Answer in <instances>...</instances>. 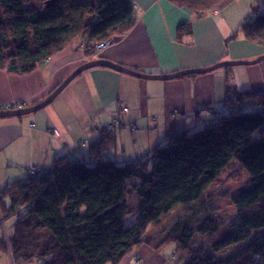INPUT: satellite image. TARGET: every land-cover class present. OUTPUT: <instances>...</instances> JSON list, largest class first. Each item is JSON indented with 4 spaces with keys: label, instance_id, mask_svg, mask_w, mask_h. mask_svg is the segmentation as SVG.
Wrapping results in <instances>:
<instances>
[{
    "label": "trees",
    "instance_id": "16d2710c",
    "mask_svg": "<svg viewBox=\"0 0 264 264\" xmlns=\"http://www.w3.org/2000/svg\"><path fill=\"white\" fill-rule=\"evenodd\" d=\"M171 1L202 15L237 0ZM261 3L251 7L240 30L248 43L264 48ZM134 12L131 0H0V70L30 74L75 43L91 57L95 45L131 31ZM186 32V26L179 28V34ZM231 89L227 114L214 113L200 131L169 137L143 159L121 165L104 159L115 145L104 129L89 146L94 166L63 157L8 184L0 193V200L9 199L2 217L15 221L8 246L4 239L1 247L13 264H120L148 245L149 227L178 206L187 212L161 246L175 245L179 264H264V92ZM232 160L248 179L226 194L236 215L222 227L208 191ZM133 195L137 203L130 208ZM129 215L135 222L128 226ZM196 235L210 238L219 250L243 246L228 259L214 260L203 249H191Z\"/></svg>",
    "mask_w": 264,
    "mask_h": 264
},
{
    "label": "crops",
    "instance_id": "0c3cea01",
    "mask_svg": "<svg viewBox=\"0 0 264 264\" xmlns=\"http://www.w3.org/2000/svg\"><path fill=\"white\" fill-rule=\"evenodd\" d=\"M131 1L136 19L133 28L119 38H110L115 42L105 51L90 57L83 44L75 43L30 74L0 70V104L37 105L80 66L95 60L138 73H160L264 55V48L248 43L240 30L258 0H237L222 11L202 15L177 7L171 0ZM257 12L264 13V3ZM181 26H186V33L179 34ZM230 79L237 91L263 93L264 61L252 68L215 70L166 81L91 68L39 112L0 119V193L8 184L24 180L29 168L40 173L68 155L94 166L89 146L99 141L107 123L114 119H120L122 126L112 131L115 145L103 158L119 165L143 159L169 137L205 128L215 120L214 113L227 114L224 101ZM124 108L127 113L122 115ZM8 207L9 199H1L0 216ZM169 216L151 227L148 245L140 246L120 264H133L135 257L141 259L140 264H167L169 260L179 264L175 250L168 260L165 248H161L169 232L162 225ZM11 218L4 220L6 235V221ZM3 241L0 228V264H13L10 253L1 247Z\"/></svg>",
    "mask_w": 264,
    "mask_h": 264
},
{
    "label": "rangeland",
    "instance_id": "374dc122",
    "mask_svg": "<svg viewBox=\"0 0 264 264\" xmlns=\"http://www.w3.org/2000/svg\"><path fill=\"white\" fill-rule=\"evenodd\" d=\"M88 1L91 2L92 0H88ZM258 14H262V13L258 12ZM255 59H252V60H255ZM252 60H239V61H252ZM224 62H228V61H224ZM257 65L239 66V67H224V68H220L217 70H224V69L234 70L236 68L247 69V68L255 67ZM230 81L231 79L229 80V84H227V88H232L231 91H233L234 88L231 86L233 85V82H230ZM211 116L213 117V114H211ZM201 129H202V126L200 128L192 130L189 133H194V132L200 131ZM28 175L29 174L25 175V178H27ZM247 179H248V176L246 172L242 169V167H240L239 163L236 160H232L230 164L228 165V167L226 168V170L223 172V174L219 177V179L215 183H213V185L210 187L208 191V196L212 197V200H213L212 208L214 210V216L219 221L222 227H226L235 218V215H236L235 207L233 206L231 201L228 199L229 197L226 196V194H231L232 192H235V190L239 186L244 184L247 181ZM136 203L137 202H136L135 196L133 195V198L129 202V207L131 208V206H134V204L136 205ZM186 212H187L186 207H183V206L176 207L171 213V215L167 218V222L164 225H162L163 227L162 226L161 227L165 229L164 231L168 229L170 230L174 222H176V220L180 218ZM14 221H15L14 217L6 221V231L8 234L12 233ZM165 221L166 219H164V222ZM134 222H135V215H129L126 219L127 225L128 226L133 225ZM150 230H151V227H149L147 232H149ZM211 242L212 240H210V238L206 236L196 235L193 237L191 249L192 250L203 249L205 250L206 254L209 257L213 258L214 260H225L235 255L239 251L240 247L243 246L242 244H237L235 246H231V247L219 250V249L211 247ZM161 248H165L163 252L167 253L168 260L171 259L173 251L176 250V247L173 244H169ZM138 259H139L138 264H140L141 259L139 257ZM174 263H176V261L169 260L167 264H174ZM32 264H38V263H32Z\"/></svg>",
    "mask_w": 264,
    "mask_h": 264
},
{
    "label": "water",
    "instance_id": "95a60500",
    "mask_svg": "<svg viewBox=\"0 0 264 264\" xmlns=\"http://www.w3.org/2000/svg\"><path fill=\"white\" fill-rule=\"evenodd\" d=\"M264 61V55L256 58L255 60L252 61H228V62H220L217 63L213 66L207 67V68H201V69H191V70H183V71H175V72H167V71H162L160 73L158 72H143V73H138L134 72L132 70H128L122 66H119L117 64H113L109 61L105 60H95V61H90L82 66H80L77 70H75L73 73H71L44 101L41 103L27 107V108H22L18 110H13V111H0V119L3 118H20L24 116H28L34 113L39 112L40 110L44 109L50 103L76 78L78 77L81 73L91 69V68H105L109 69L118 73H122L134 78H139V79H145V80H174V79H179L183 78L186 76H194V75H203L206 73L213 72L217 69L224 68V67H239V66H253L257 65L261 62Z\"/></svg>",
    "mask_w": 264,
    "mask_h": 264
},
{
    "label": "built area",
    "instance_id": "2783aa9c",
    "mask_svg": "<svg viewBox=\"0 0 264 264\" xmlns=\"http://www.w3.org/2000/svg\"><path fill=\"white\" fill-rule=\"evenodd\" d=\"M218 12H216L217 14ZM115 41L113 39H109L107 41H103L97 45H95L94 47V53L95 54H98L100 52H103L105 51L106 49H108ZM82 49L83 50H86L87 48L83 45L82 46ZM49 62V59H46L42 64L44 63H48ZM41 64H39L38 66H40ZM24 104L23 103H9V104H0V111H13V110H18V109H22L24 108ZM127 113V109L124 108L122 109L121 111V114L124 115ZM122 126V122L120 121V119H114V120H111L109 123H107L106 127H105V130L108 131V132H112L114 131L116 128L118 127H121ZM135 126H131V129L132 130H135ZM67 158L69 160H72V161H76V162H79L78 160L76 159H72V156L68 155ZM27 173L31 176H34L38 173V169L36 168H29ZM24 208H22L21 210H23ZM17 214V213H16ZM15 214V215H16ZM0 228L2 229L3 231V234H4V239L6 241V244L8 246V239H7V235L5 233V227H4V219L2 216H0ZM138 257H135L134 258V262L133 264H138Z\"/></svg>",
    "mask_w": 264,
    "mask_h": 264
}]
</instances>
